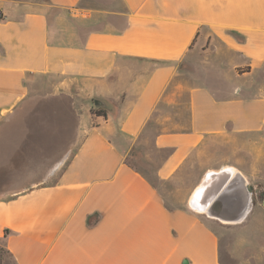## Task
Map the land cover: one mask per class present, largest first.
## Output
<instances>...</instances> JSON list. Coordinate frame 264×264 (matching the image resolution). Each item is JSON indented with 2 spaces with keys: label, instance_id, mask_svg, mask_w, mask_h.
Masks as SVG:
<instances>
[{
  "label": "crops",
  "instance_id": "obj_1",
  "mask_svg": "<svg viewBox=\"0 0 264 264\" xmlns=\"http://www.w3.org/2000/svg\"><path fill=\"white\" fill-rule=\"evenodd\" d=\"M0 14L14 264H264L258 197L236 224L187 204L223 166L264 192V0H0Z\"/></svg>",
  "mask_w": 264,
  "mask_h": 264
},
{
  "label": "water",
  "instance_id": "obj_2",
  "mask_svg": "<svg viewBox=\"0 0 264 264\" xmlns=\"http://www.w3.org/2000/svg\"><path fill=\"white\" fill-rule=\"evenodd\" d=\"M101 104L100 100H94L95 106ZM253 191L254 187L240 171L223 166L204 172L190 193L187 204L192 211L209 219L222 224H236L248 213ZM260 204L264 208V195Z\"/></svg>",
  "mask_w": 264,
  "mask_h": 264
},
{
  "label": "rangeland",
  "instance_id": "obj_3",
  "mask_svg": "<svg viewBox=\"0 0 264 264\" xmlns=\"http://www.w3.org/2000/svg\"><path fill=\"white\" fill-rule=\"evenodd\" d=\"M257 197H258V194L255 193V190H254L253 191V200L257 199ZM3 248H4L3 244L0 241V264H14L11 257L4 252Z\"/></svg>",
  "mask_w": 264,
  "mask_h": 264
},
{
  "label": "trees",
  "instance_id": "obj_4",
  "mask_svg": "<svg viewBox=\"0 0 264 264\" xmlns=\"http://www.w3.org/2000/svg\"><path fill=\"white\" fill-rule=\"evenodd\" d=\"M97 113L100 114V115H104V114H103L102 112H100V111H98ZM263 195H264V192H260V193L258 194V199H261ZM6 234H7V231L4 232V235H6ZM3 250H4V252H5L6 254H8V255L10 256L9 252H7L4 248H3ZM10 257H11V256H10ZM11 259H12V258H11Z\"/></svg>",
  "mask_w": 264,
  "mask_h": 264
},
{
  "label": "built area",
  "instance_id": "obj_5",
  "mask_svg": "<svg viewBox=\"0 0 264 264\" xmlns=\"http://www.w3.org/2000/svg\"><path fill=\"white\" fill-rule=\"evenodd\" d=\"M2 18L1 14H0V19Z\"/></svg>",
  "mask_w": 264,
  "mask_h": 264
}]
</instances>
